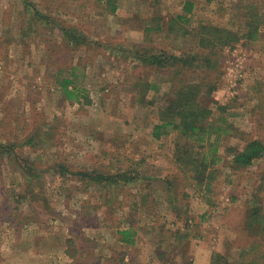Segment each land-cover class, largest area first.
I'll return each instance as SVG.
<instances>
[{
  "label": "rangeland",
  "instance_id": "374dc122",
  "mask_svg": "<svg viewBox=\"0 0 264 264\" xmlns=\"http://www.w3.org/2000/svg\"><path fill=\"white\" fill-rule=\"evenodd\" d=\"M193 1L191 24L208 21L241 34L246 9L264 16V0ZM115 3L112 11L106 0H0V141L14 144L10 156L0 154V264H31V244L42 258L53 241L57 255L66 249L73 264H128L117 254L101 255L95 234L102 232L109 253L129 217L144 237L142 256L152 244L177 264H209L215 251L230 264H263L264 246L244 259L240 252L255 240L245 226L253 192L264 209V160L233 168L230 148L264 139V24L256 39L220 50L219 69L209 73L217 87L199 96L213 118L226 116L234 126L220 137L224 158L216 180L210 191H199L173 163L177 131L155 137L152 129L159 122L153 110L165 103L172 80L197 79L202 70L174 75V67L158 71L137 57L200 51L193 35L168 32L183 0ZM62 25L83 31L87 43H66ZM63 77L81 89L79 102L64 97ZM29 135L35 139L24 144ZM93 169L136 176L106 187L79 181L77 171Z\"/></svg>",
  "mask_w": 264,
  "mask_h": 264
},
{
  "label": "trees",
  "instance_id": "16d2710c",
  "mask_svg": "<svg viewBox=\"0 0 264 264\" xmlns=\"http://www.w3.org/2000/svg\"><path fill=\"white\" fill-rule=\"evenodd\" d=\"M106 1L109 3L112 11L116 9L115 0ZM194 6L193 0H183L182 12L169 18L167 28L169 33L171 31L177 34L180 33L182 38L193 35L200 48L197 54L179 55L161 49L158 52L139 53L137 57L142 62L155 66L158 71H169L174 67L177 70L174 72V75H180V71L192 69V66L199 67V70H202L201 73L203 74H199V78L197 79L189 78L187 80L183 76L180 79L176 77L177 80H172L170 97L167 96L165 103L153 110L159 122L153 125L152 135L160 137L164 131L170 128L177 131L179 137L176 139L174 145L173 163L176 164L185 176L193 181V185L198 190L201 188L210 191L214 180L218 176L219 165L223 162L224 158L219 153L220 137L222 134L230 132V129L234 128V126L228 122L226 116H219L217 119L213 118L212 109L204 105L199 96L202 91L209 97L217 87V82L211 80L212 77L209 73L219 69L220 50L225 46L235 44L242 38H245L247 41L256 39L259 34V26L264 24V16L254 8L246 9V20L240 34L226 25L208 21L198 20L195 24H191V17L189 15ZM240 6V4H235V7ZM35 13L39 18H45L47 23L50 21L48 16L42 14V12L36 10ZM60 29L66 43L70 45H82L88 41L83 31L76 29L74 26L66 27L62 25ZM72 69H74V66ZM193 71L197 70L193 69ZM60 87L66 99L80 101L81 89L74 84L73 78L63 77L60 81ZM155 87L156 85L152 83L151 88ZM219 108L225 110L226 107L220 105ZM34 136L29 135L23 143H32L35 139ZM13 147L14 144L10 146L0 141V154L4 153L10 156V153H12L11 148ZM233 148H230L233 151L232 165L230 166L233 168H246L256 165L260 160H264V139L253 138L248 140L243 148ZM59 168L63 171L67 169L63 164H59ZM76 174L80 177L79 181L86 185L94 181L95 184L101 187L115 184L119 180L129 183L136 176V174H132L127 170L113 174L93 169L91 172L77 171ZM32 175V172L29 173L28 178L31 177L32 179ZM28 182L30 184V180ZM168 184L171 187L169 179ZM23 192L26 193V190H23ZM38 199L39 197L36 200ZM252 200L253 204L249 207L245 226L246 231L254 234L255 240L252 242L250 248H244L240 252L242 259L255 246H264V209L260 203V194L253 192ZM207 201V203L212 204L211 200L207 199ZM83 206L86 207V204H83ZM130 220L132 222L135 221L134 219ZM185 221L187 222V218ZM118 232L121 234L123 241L134 242L135 232L133 226L118 228ZM177 232H180V230ZM89 240L95 241L90 238ZM68 241L71 242L67 239ZM261 253V258L264 259V253ZM241 262L245 264H259L256 259H247ZM184 263L187 264L186 261ZM209 264H230V262L222 253L215 251L211 256Z\"/></svg>",
  "mask_w": 264,
  "mask_h": 264
},
{
  "label": "crops",
  "instance_id": "0c3cea01",
  "mask_svg": "<svg viewBox=\"0 0 264 264\" xmlns=\"http://www.w3.org/2000/svg\"><path fill=\"white\" fill-rule=\"evenodd\" d=\"M126 215H129L128 213H126ZM128 219V218H127ZM131 218H129V220H127V224H124L122 227L119 226L118 228H127L129 226H133V230L135 232V235H134V242H130V241H123L121 239V234L119 232H117V238H116V244L113 245V247L111 246V250L109 253L107 252H104V244L101 243V240H100V235L102 232H100L98 230V232L95 234V239H96V242L99 243L100 245V251H101V255L103 253H105V257L107 259H109L110 257H112V255H118V258H122L123 257V260H127L128 261V264H165L164 261L166 262V264H177L173 259L172 257H169L167 258V251L166 250H163L162 252L159 251V249H157L155 247V245H149L148 247H145V250L147 252V254L145 253L143 256L140 254V252L142 251V247H141V242L142 239L144 238L143 236H141L140 234V228L137 227L138 224H137V221H131L130 220ZM25 226V225H24ZM21 231V229H20ZM117 231V230H116ZM14 238L16 239V243H19L18 241V237L17 236H14ZM106 238V237H105ZM94 239V240H95ZM65 240V238H64ZM173 239H171L172 241ZM102 241H105V240H102ZM11 244V242H10ZM9 244V245H10ZM20 244V243H19ZM31 248H29V253H31V256L28 258L30 261L31 259V264H56L57 263V260H59L60 262L64 263V264H73V262L71 261V256L66 254L65 250H61L59 252V254L57 255L56 253V244L54 243V241L48 245V249L46 250V252L43 254L44 256L42 258H39V256L41 255V253H39L38 250H36L35 248V242H33L31 244ZM197 246H200L202 247L203 244H200L197 245ZM137 247H139V250L136 251ZM157 249V250H156ZM27 251L24 250L23 252ZM157 251V253H156ZM57 255V256H56ZM27 260V259H26ZM173 263H172V262ZM103 262V261H102ZM99 264H102L100 261H99Z\"/></svg>",
  "mask_w": 264,
  "mask_h": 264
},
{
  "label": "built area",
  "instance_id": "2783aa9c",
  "mask_svg": "<svg viewBox=\"0 0 264 264\" xmlns=\"http://www.w3.org/2000/svg\"><path fill=\"white\" fill-rule=\"evenodd\" d=\"M236 83H233V85H235Z\"/></svg>",
  "mask_w": 264,
  "mask_h": 264
}]
</instances>
